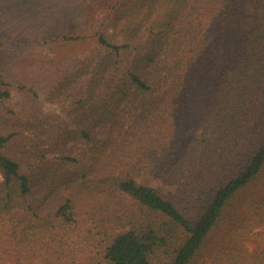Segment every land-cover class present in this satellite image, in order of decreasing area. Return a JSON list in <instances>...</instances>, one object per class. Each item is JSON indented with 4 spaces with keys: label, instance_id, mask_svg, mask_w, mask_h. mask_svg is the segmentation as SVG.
Returning <instances> with one entry per match:
<instances>
[{
    "label": "trees",
    "instance_id": "1",
    "mask_svg": "<svg viewBox=\"0 0 264 264\" xmlns=\"http://www.w3.org/2000/svg\"><path fill=\"white\" fill-rule=\"evenodd\" d=\"M51 14L0 41V264H264V0Z\"/></svg>",
    "mask_w": 264,
    "mask_h": 264
},
{
    "label": "rangeland",
    "instance_id": "2",
    "mask_svg": "<svg viewBox=\"0 0 264 264\" xmlns=\"http://www.w3.org/2000/svg\"><path fill=\"white\" fill-rule=\"evenodd\" d=\"M64 1L66 0H15V2L9 4L7 0H0V41L3 40L7 50L9 49V52L5 54V57L14 59L18 54L27 55L30 52L27 47H23L22 49L13 47V45L17 43V39L20 37L27 38L29 35L42 37L47 31V27H36L49 24L50 22L47 21L52 18L51 11L59 9ZM30 26L35 27L31 28ZM3 58L4 57H0V63L5 62ZM44 104L47 109H58L56 103L45 102ZM130 172L142 183L155 187L161 185L160 181L151 176L139 174L135 166L130 167ZM83 190L84 189L81 188L80 185H76L68 192V195H75ZM257 230L258 229L255 228V231ZM256 244V239L252 240L251 247ZM1 252L4 253L3 262H6V264H15V259L12 254L7 255L5 249Z\"/></svg>",
    "mask_w": 264,
    "mask_h": 264
}]
</instances>
